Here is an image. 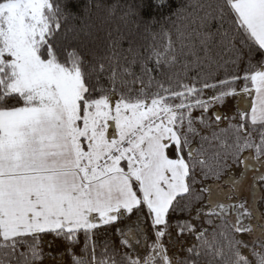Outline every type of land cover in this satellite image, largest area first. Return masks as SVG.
<instances>
[{"label":"snow or ice","instance_id":"snow-or-ice-1","mask_svg":"<svg viewBox=\"0 0 264 264\" xmlns=\"http://www.w3.org/2000/svg\"><path fill=\"white\" fill-rule=\"evenodd\" d=\"M0 264H264V0H0Z\"/></svg>","mask_w":264,"mask_h":264}]
</instances>
